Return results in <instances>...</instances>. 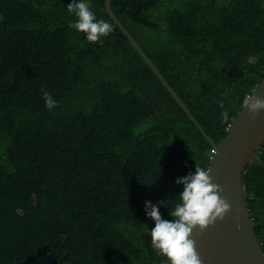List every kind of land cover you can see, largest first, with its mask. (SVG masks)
<instances>
[{
    "label": "trees",
    "instance_id": "16d2710c",
    "mask_svg": "<svg viewBox=\"0 0 264 264\" xmlns=\"http://www.w3.org/2000/svg\"><path fill=\"white\" fill-rule=\"evenodd\" d=\"M69 2L0 0V264H167L150 247L144 201L172 219L176 178L208 169L212 147L106 0H91L113 25L96 42L69 27ZM112 7L219 144L264 78V0ZM42 87L58 100L54 111ZM244 184L264 248V143Z\"/></svg>",
    "mask_w": 264,
    "mask_h": 264
},
{
    "label": "water",
    "instance_id": "95a60500",
    "mask_svg": "<svg viewBox=\"0 0 264 264\" xmlns=\"http://www.w3.org/2000/svg\"><path fill=\"white\" fill-rule=\"evenodd\" d=\"M112 1L106 0V13L111 15L131 46L173 94L212 147L211 182L220 186L219 195L230 207L223 218H217L202 231L198 226L193 228L190 238L194 240L201 264H264V248L255 230L244 184L248 165L263 147L264 109L252 114L244 104L233 119L226 137L219 144L215 143L196 120L186 101L163 77L116 16ZM253 96L264 99V78Z\"/></svg>",
    "mask_w": 264,
    "mask_h": 264
},
{
    "label": "clouds",
    "instance_id": "9594fccd",
    "mask_svg": "<svg viewBox=\"0 0 264 264\" xmlns=\"http://www.w3.org/2000/svg\"><path fill=\"white\" fill-rule=\"evenodd\" d=\"M90 4L91 0H70L67 10L75 16V19L69 27L82 31L88 41L96 42L110 34L113 25L105 19H97ZM41 95L45 108L54 111L59 103L58 100L43 87ZM245 104L252 114L264 109V99L253 95L245 101ZM220 108L221 121L230 120L229 109L223 102L220 103ZM212 160L213 155L208 169L195 166L193 171L176 178L175 183L182 185V191L178 194L179 201L169 212L172 219L162 218L158 204H153L150 200L144 201L145 215L154 222V226L151 229L147 227L146 231V234L151 237L150 247L156 255L163 256L167 264H201L194 248V240L190 238L193 228L198 226L202 231L217 218H223L230 207L219 195L220 186L211 182Z\"/></svg>",
    "mask_w": 264,
    "mask_h": 264
},
{
    "label": "rangeland",
    "instance_id": "374dc122",
    "mask_svg": "<svg viewBox=\"0 0 264 264\" xmlns=\"http://www.w3.org/2000/svg\"><path fill=\"white\" fill-rule=\"evenodd\" d=\"M90 6H91L92 10L94 11L92 4H90ZM155 14H159V13L156 12V13H154V15H155Z\"/></svg>",
    "mask_w": 264,
    "mask_h": 264
},
{
    "label": "built area",
    "instance_id": "2783aa9c",
    "mask_svg": "<svg viewBox=\"0 0 264 264\" xmlns=\"http://www.w3.org/2000/svg\"><path fill=\"white\" fill-rule=\"evenodd\" d=\"M210 170V169H209Z\"/></svg>",
    "mask_w": 264,
    "mask_h": 264
}]
</instances>
